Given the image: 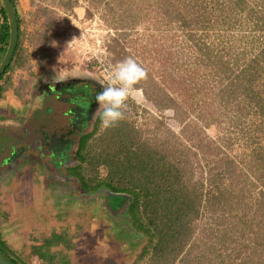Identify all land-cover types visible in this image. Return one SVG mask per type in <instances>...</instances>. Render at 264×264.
Wrapping results in <instances>:
<instances>
[{
  "label": "trees",
  "instance_id": "obj_1",
  "mask_svg": "<svg viewBox=\"0 0 264 264\" xmlns=\"http://www.w3.org/2000/svg\"><path fill=\"white\" fill-rule=\"evenodd\" d=\"M117 2L126 6L125 25L158 9L183 35L180 57L189 59L187 51L195 50L173 76L143 80L147 97L159 111L172 110L180 129L168 127L161 114V135L144 136L131 99L116 126L101 130L99 114L93 129L79 136L69 175L85 193L131 196L126 225L145 240L133 264H264V0ZM16 14L19 40L0 80L28 61ZM48 20L54 24L56 17ZM10 34L0 0V64ZM5 88L0 84V96ZM61 245L72 248L68 234L53 232L34 243L31 254L42 264H69ZM0 252L27 264L1 234Z\"/></svg>",
  "mask_w": 264,
  "mask_h": 264
},
{
  "label": "rangeland",
  "instance_id": "obj_2",
  "mask_svg": "<svg viewBox=\"0 0 264 264\" xmlns=\"http://www.w3.org/2000/svg\"><path fill=\"white\" fill-rule=\"evenodd\" d=\"M14 1L21 19L23 54L28 56L24 66L15 65V90L21 96L30 87L29 98H33L44 83L70 77L92 82L102 90L108 84L112 68L128 56L146 69L149 82L153 83V75L173 76L180 63L185 69L194 57L195 50L187 51L191 54L189 59L180 57L185 42L183 35L178 28L164 21L158 9L145 16L144 12L134 23L130 21L131 25H125L123 14L126 6H121L117 0ZM49 16L56 17L54 24H49ZM115 35L117 38L113 39ZM179 48L181 54L176 52ZM149 82L142 80L136 85L138 91L126 102L130 104L132 99L139 106V114L132 118L144 131V136L161 135L157 129V119L161 114L165 115L168 127L178 131L180 124L172 110L159 111L145 94L143 86ZM153 86L151 88L157 87ZM101 111L98 109L97 114ZM94 125L95 121L89 123L83 134L90 132ZM35 130L40 133L41 127ZM101 130L104 129L101 127ZM75 148L69 157H63L68 165L75 163ZM58 159L53 158L52 167H47L52 169L51 175L53 173L50 190L60 196L61 201L52 204L51 227L29 234V221L23 220L17 225L20 221L15 219V238L11 245L15 247L16 256L27 264H38L30 252L34 242L53 232H66L72 248L67 249L63 245L57 248L65 250L63 254L69 258V264H133L145 240L130 233L123 212L115 214L108 210L105 203L109 190L101 189L93 194L83 192L79 181L68 175L67 168L62 166L58 170L61 182L56 181L54 163ZM31 170L35 177H38L39 170L45 173L42 167ZM65 177L69 182L62 181ZM31 223L36 224L34 220Z\"/></svg>",
  "mask_w": 264,
  "mask_h": 264
},
{
  "label": "crops",
  "instance_id": "obj_3",
  "mask_svg": "<svg viewBox=\"0 0 264 264\" xmlns=\"http://www.w3.org/2000/svg\"><path fill=\"white\" fill-rule=\"evenodd\" d=\"M7 75L0 80V84L6 86L0 96V234L15 253V247L11 245L15 219L20 221L17 225L23 220L29 221V234L32 231L43 232L46 227H51L52 204L61 202L60 196L50 190L53 173L51 175L52 169L47 167H52L51 155L45 154L38 145L37 148L33 146L34 141L44 135L43 132L47 134L59 128L57 135L61 133L66 121L63 115L66 104L57 102L53 97L35 100V95L29 98L30 87L26 94H16L15 67ZM38 126L41 127L40 133L35 130ZM61 154L54 163L56 181L60 182L58 170L61 166H69ZM36 167L44 168L45 173L39 170L38 177H35L31 169ZM62 181L67 183L69 179L65 177ZM32 220L36 224H32ZM34 257L39 259L37 255Z\"/></svg>",
  "mask_w": 264,
  "mask_h": 264
},
{
  "label": "flooded vegetation",
  "instance_id": "obj_4",
  "mask_svg": "<svg viewBox=\"0 0 264 264\" xmlns=\"http://www.w3.org/2000/svg\"><path fill=\"white\" fill-rule=\"evenodd\" d=\"M100 91L101 87L99 85L82 81V79L76 77L41 85L38 94L42 92L55 93L58 101L66 103L68 108L63 112L66 121L62 126V133L48 135L43 132L44 135L41 139L35 140L34 144H40V148L47 146L53 152H59V154L62 153L63 157H69L68 154L78 141L79 137L77 136L83 134V129L97 119L95 117H97L98 104L95 101V96ZM58 92L65 100L59 98ZM72 107H75L78 113L75 123L73 121L74 114L70 111Z\"/></svg>",
  "mask_w": 264,
  "mask_h": 264
},
{
  "label": "clouds",
  "instance_id": "obj_5",
  "mask_svg": "<svg viewBox=\"0 0 264 264\" xmlns=\"http://www.w3.org/2000/svg\"><path fill=\"white\" fill-rule=\"evenodd\" d=\"M147 77L146 69L132 56L126 57L112 68L108 84L95 96L98 109H101V127L116 126L124 118L127 101L134 97L138 85Z\"/></svg>",
  "mask_w": 264,
  "mask_h": 264
},
{
  "label": "water",
  "instance_id": "obj_6",
  "mask_svg": "<svg viewBox=\"0 0 264 264\" xmlns=\"http://www.w3.org/2000/svg\"><path fill=\"white\" fill-rule=\"evenodd\" d=\"M2 2H3L4 6L6 8V11H7L11 34H10V43L8 46V50L5 54L3 61L0 64V76L5 72L6 68L10 65L12 58L15 54V50H16L18 40H19V24H18V18H17L14 3L12 0H2ZM58 93L60 96V92H58ZM36 95L37 96H36L35 100H39V99H42L45 97H50V98L53 97L57 102H61V101H58L55 93L42 92V93L38 94V91H36ZM59 98H61L62 100H65L61 96ZM64 104H66V103H64ZM65 106L67 109L68 105L66 104ZM49 108H52V107H49ZM70 111H71V113L74 114L73 121L75 123L76 118H77V114H78L77 110L75 107H72V109ZM59 131H60L59 128H57V129L54 128L53 131H48L47 134L48 135L51 133L58 134ZM61 133H62V131H61ZM38 139H41V136H39ZM39 145L40 144H38V146ZM35 148H37V145H35ZM42 150H44L45 154L47 153L48 155H51V161H50L51 163H52L53 158L56 159L60 155L59 152H53L47 146L43 147ZM51 183H52V181H51ZM89 194H93V193H89ZM130 199H131V196L129 194L115 193V192L108 191L105 205L111 213H115V214L118 212L125 213L127 206L130 202ZM0 264H14V263L7 256L3 255L0 252Z\"/></svg>",
  "mask_w": 264,
  "mask_h": 264
},
{
  "label": "built area",
  "instance_id": "obj_7",
  "mask_svg": "<svg viewBox=\"0 0 264 264\" xmlns=\"http://www.w3.org/2000/svg\"><path fill=\"white\" fill-rule=\"evenodd\" d=\"M36 262L38 263V264H42L41 262V260H39V259H36Z\"/></svg>",
  "mask_w": 264,
  "mask_h": 264
}]
</instances>
